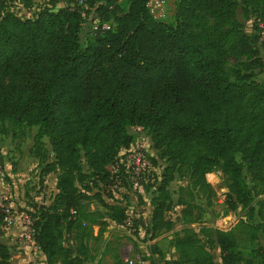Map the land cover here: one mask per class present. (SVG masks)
<instances>
[{
	"label": "trees",
	"instance_id": "1",
	"mask_svg": "<svg viewBox=\"0 0 264 264\" xmlns=\"http://www.w3.org/2000/svg\"><path fill=\"white\" fill-rule=\"evenodd\" d=\"M75 1L58 9L41 1L34 17L23 18L17 12L37 0H0V122L37 127L36 139L47 138L53 155L43 160L40 177L59 173L52 203L27 213L33 246L47 264H92V237L78 230L79 222L93 223L94 213L83 209L88 200L111 222L125 221L121 201L102 196L131 190L126 173L122 190L109 188L113 164L130 148L135 126L165 162L144 186L146 194L157 185V195L149 222L133 220L136 234L153 240L190 214L168 191L176 176L200 190L208 188L206 175L217 172L227 189L226 214L242 206L251 217L250 203L264 195V82L255 80L264 74V44L256 27L253 35L245 33L239 1L178 0L173 24L155 20L149 0H86L85 17ZM242 3L244 17L256 12L264 21V0ZM95 23L110 29L93 31ZM149 159L158 169L156 157ZM98 186L102 192L93 193ZM73 230L78 242L63 249V233ZM201 233L218 250L220 264H264L263 244L249 259L237 250L233 231ZM175 245L188 248L193 264H215L191 236L177 237ZM14 253L0 241V264H14Z\"/></svg>",
	"mask_w": 264,
	"mask_h": 264
},
{
	"label": "rangeland",
	"instance_id": "2",
	"mask_svg": "<svg viewBox=\"0 0 264 264\" xmlns=\"http://www.w3.org/2000/svg\"><path fill=\"white\" fill-rule=\"evenodd\" d=\"M49 1V0H41ZM41 1L30 9L19 10L17 15L23 18H32L41 7ZM56 4V9L62 7L66 0H50ZM241 8L238 11V20L243 24L245 33L253 35L259 16L256 12H249L244 17L242 13L243 3L238 0ZM149 2V1H148ZM178 0H162L161 8L152 15L157 21L174 23V12ZM124 7V6H123ZM149 9V8H148ZM90 19L87 23H90ZM88 40L87 30L82 31V42ZM259 42L263 45L264 42ZM257 82H264V74L256 76ZM38 128L27 127L24 124H14L9 121L0 122V196L9 197V205L13 213H28L33 205L36 207H48L56 194L58 172H53L40 177L43 168V160L52 161L53 155L47 138L36 139ZM126 151H123L124 153ZM150 156L156 157L159 168H154L158 175L165 167V162L159 159L152 150ZM239 160V157H237ZM42 178V181H41ZM208 188L195 189L189 184L187 178L176 176L168 186L170 196L174 201L181 198L186 203V209L190 211L187 217H182L181 222L170 231H160L155 234L153 240H149L148 234H136L131 231L128 223L140 219L148 223L152 212L151 200L157 195V185L153 186L145 194L143 200L131 190L120 191L112 195H101L108 203L119 199L126 207V219L118 225L111 222L105 211L90 199L83 203L85 211L93 212V223L79 222L78 230L89 231L91 239L88 242L91 253L99 252L104 246L107 255L114 256L113 263L105 260V264H126L127 258L139 254L144 264H193L192 254L185 246H176L175 239L181 236H191L198 241L213 257L215 264H220L217 249H212L208 243L206 234L201 229H219L233 231L236 235L237 250L245 258L255 259V250L259 245H264V195L257 196L250 203L253 209L251 217L248 215L249 208L239 206L235 212L226 214L225 200L227 189L225 183L219 178L217 172L206 175ZM249 186L251 184L249 183ZM102 192V188L93 189V193ZM181 208H176L179 213ZM19 224L6 228L0 220V241L9 243L14 247V264H47L46 259L39 250L31 243H20ZM63 233L60 245L63 249L74 247L78 242L77 234ZM104 235V239H103ZM94 256L93 258H95ZM54 264H60L57 260ZM93 264V263H92Z\"/></svg>",
	"mask_w": 264,
	"mask_h": 264
},
{
	"label": "built area",
	"instance_id": "3",
	"mask_svg": "<svg viewBox=\"0 0 264 264\" xmlns=\"http://www.w3.org/2000/svg\"><path fill=\"white\" fill-rule=\"evenodd\" d=\"M86 0H76L74 7H78L82 17H85V5ZM162 0H149L147 8L151 15L161 8ZM110 29L109 24H103L99 26L94 24L92 26L93 31H108ZM256 33L258 34L260 41L264 42V21L257 19ZM130 134L133 137L130 148L124 152L119 160H117L111 169V175L113 176V186L109 188L111 191H115L118 187L122 190L123 173L128 175L129 184L132 191L137 197L145 200L144 186L151 184L154 179L155 171L154 167L149 159L150 140L145 133L143 127L135 126L130 128ZM115 193V192H113ZM0 217L3 225L6 228L19 224L20 231L19 237L20 243L26 242L33 244L34 229L32 228L31 216L27 213H13L9 205V197L4 195L0 196ZM131 231H135L132 223L127 224ZM139 254H135L132 257L126 259V264H144Z\"/></svg>",
	"mask_w": 264,
	"mask_h": 264
},
{
	"label": "crops",
	"instance_id": "4",
	"mask_svg": "<svg viewBox=\"0 0 264 264\" xmlns=\"http://www.w3.org/2000/svg\"><path fill=\"white\" fill-rule=\"evenodd\" d=\"M103 239H104V235H103ZM105 251H106V247L104 246L99 252L91 253L93 257L96 256L95 258H93L92 263L93 264H105V262H103L104 261L103 256L105 257V260L113 263L114 256H112L111 254L107 255Z\"/></svg>",
	"mask_w": 264,
	"mask_h": 264
}]
</instances>
